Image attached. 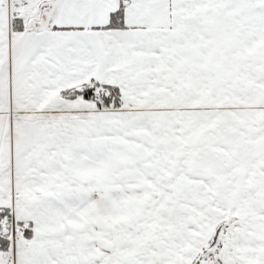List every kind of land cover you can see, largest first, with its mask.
I'll list each match as a JSON object with an SVG mask.
<instances>
[{
  "label": "snow or ice",
  "instance_id": "6c2138e0",
  "mask_svg": "<svg viewBox=\"0 0 264 264\" xmlns=\"http://www.w3.org/2000/svg\"><path fill=\"white\" fill-rule=\"evenodd\" d=\"M0 264H264V0H0Z\"/></svg>",
  "mask_w": 264,
  "mask_h": 264
}]
</instances>
